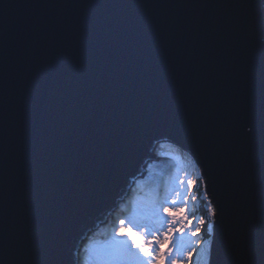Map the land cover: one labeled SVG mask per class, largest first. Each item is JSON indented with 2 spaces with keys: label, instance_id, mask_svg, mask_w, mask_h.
Listing matches in <instances>:
<instances>
[{
  "label": "water",
  "instance_id": "water-1",
  "mask_svg": "<svg viewBox=\"0 0 264 264\" xmlns=\"http://www.w3.org/2000/svg\"><path fill=\"white\" fill-rule=\"evenodd\" d=\"M183 2L189 6H171L176 0H0L10 5L0 8V41L9 40L10 47L15 41L12 52L0 47V60L11 78L26 85L0 93V120L15 116L13 143L20 150L19 157L16 150L0 155V188L12 191L0 206V224L11 227L29 215L45 226L59 245L58 264H77L84 242L125 201L145 165L156 160L155 148L166 142L189 153L201 171L207 198L217 209L212 228L217 247L218 199L227 203L225 225L239 213L240 185L228 164H238L240 184L250 186L247 207L258 225L260 145H226L216 129L241 103L259 112L264 91L259 34L234 39L224 25L234 10L218 0ZM78 3L98 7L49 6ZM58 17L69 24L51 44L49 32ZM96 17L102 24L85 22ZM121 20L132 26L126 36ZM145 20L156 25L151 41L143 35ZM185 20L198 26L200 35L193 33L178 51L176 45L165 48V36ZM213 21L209 36L206 28ZM73 33L83 36L78 44ZM16 50L22 61H13ZM220 260L214 254L208 264Z\"/></svg>",
  "mask_w": 264,
  "mask_h": 264
},
{
  "label": "snow or ice",
  "instance_id": "snow-or-ice-1",
  "mask_svg": "<svg viewBox=\"0 0 264 264\" xmlns=\"http://www.w3.org/2000/svg\"><path fill=\"white\" fill-rule=\"evenodd\" d=\"M220 6L230 8L229 15L224 19L226 30L235 39L244 36L248 40L255 39L257 33L259 34L261 46V60L262 70H264V0H258V5L253 6L251 0H218ZM55 7H78L82 9L98 7L93 3H78V4H63V5H49ZM130 4H121L119 7L127 8L132 7ZM137 7H144L145 5L139 4ZM164 7L168 4L161 5ZM171 6L187 7L183 0H176V3ZM10 5L4 3L0 8L8 9ZM91 27H96L102 24L99 17L90 18L85 21ZM124 35L132 30V26L127 20L119 21ZM144 26V38L148 41L153 40L156 34V25L150 21L145 20L142 22ZM69 24L68 18L58 17L56 22L52 25L49 32V40L51 44H56L59 37L64 35V28ZM198 26L194 25L191 21L185 20L183 23H177L176 26L168 32L165 36L164 47L172 48V45L177 47L173 49L178 51L179 46L185 39L193 38V33L198 37L200 34L196 32ZM215 21L206 28L208 35H212L215 30ZM36 29H30L25 39H31L32 32ZM83 39L79 33L72 34V42L78 44ZM10 41H0V47L12 52L15 48V41H12V47L9 46ZM13 61H22L23 57L20 55V50H16L12 56ZM176 71V69H173ZM9 79L12 83L9 84ZM262 85H264V71H262ZM26 85L22 81H16L9 76L8 66L5 60H0V93L7 90L15 92L19 88H25ZM163 93V90H161ZM35 94V90L33 91ZM16 118L13 116L11 119L5 118L0 120V155L7 156L13 150H16L17 157L20 155V150L13 143ZM217 134L222 137V143L226 145L244 144L252 146L259 143L261 148V182H260V205H259V218L257 225L256 214L249 210L247 201L249 196L250 186L245 187L240 184L239 177L243 175L240 171L238 164L231 165L232 176L236 177L235 183L240 185L236 188L237 199L235 201L236 207L239 208V213L231 224L225 225L223 218L226 216L227 203L221 202L219 199L217 204L219 206V214L222 218L221 223V239L219 247L213 239H209L205 245L203 252L208 257H213L217 254L221 257L220 264H264V91H262L259 112L248 104L241 103L232 107L228 112V120L225 125L217 126ZM228 163V161H225ZM5 176L8 174L5 173ZM232 176H229L232 179ZM209 181L215 187L216 177L211 172L208 176ZM11 182H15V173L11 177ZM191 184V181H188ZM11 188H0V206L5 204L11 196ZM179 195V192L176 193ZM80 196L90 195L89 192L78 193ZM231 199V198H230ZM173 205H179L180 202L173 200ZM211 204V202H209ZM31 209L29 207L28 212ZM71 211V209H68ZM177 212L182 211V207L176 209ZM168 212L173 215L170 210L168 201L160 202L155 209V216L159 220L158 227L150 228L148 225H138L137 227L150 236H155L156 233L165 235L163 241H157L158 245L162 247L163 243L168 242L166 234H171L175 231L174 228H169L167 225L169 221L163 218L162 213ZM211 216H217V209H211ZM19 217V213H17ZM187 219V217H185ZM123 223V222H121ZM174 223V222H173ZM203 223V221H200ZM119 231V229L117 230ZM196 228L193 232H198ZM212 233V229H209ZM130 251L127 242L124 240H114L113 248L104 253L103 256L96 259L95 264H126L124 253ZM141 252L147 256L148 252L144 248L140 249ZM156 255L151 260H144L138 253H132L137 257L138 264H159L164 260V256L160 253L159 248H155ZM186 251V245L183 240H178L173 253H170L169 264H175L177 259L183 257ZM60 248L57 243L56 237L51 235L48 229L39 224H34L30 221L29 215L19 217L15 224L7 227L0 224V264H58ZM80 264V261H77Z\"/></svg>",
  "mask_w": 264,
  "mask_h": 264
},
{
  "label": "rangeland",
  "instance_id": "rangeland-1",
  "mask_svg": "<svg viewBox=\"0 0 264 264\" xmlns=\"http://www.w3.org/2000/svg\"><path fill=\"white\" fill-rule=\"evenodd\" d=\"M168 142L161 143L155 148L156 160L152 161L149 170L141 177L136 179L134 187L127 194L125 201L120 204L115 211L108 217L106 222L98 228V232L105 231L102 235L103 240L100 242L94 240L89 243L88 239L81 247V263L82 264H95L97 258L103 256L104 253L110 251L113 248L114 240H124L130 248V251L124 253L126 264H138L137 257L132 253H138L144 260H151L156 255L155 248H159L160 253L165 257L159 264H169L170 256L173 253L178 240H183L186 245V251L182 258L177 259L175 264H208L209 257L203 252V249L210 238L205 239L204 235H201L202 225L205 221L208 224V230L213 228L214 217L211 216V209L213 205L208 203L206 193L203 195L207 200L205 206L208 210L207 219L194 216L192 211L195 204V192H193V186L197 176H201V171L195 163V160L188 153L182 155L181 152H177L171 156H164L165 150L163 149ZM168 168L166 174L168 176L162 182V178L165 172L162 169ZM162 176V178H161ZM191 181V184L188 183ZM150 185L153 187V194H155L157 201L154 206L149 205L145 200H138L135 206L129 205L132 200L131 192L138 188V190L145 191L146 187ZM205 189V187H204ZM162 191V192H161ZM179 192V195L176 193ZM157 194V195H156ZM168 201L170 210L173 211V215H169L168 212H163L164 219L169 221L167 227L174 228L175 231L171 234H166L168 238L167 243H163L162 247L158 245L157 241H163L165 235L156 233L155 236H150L144 231L140 230L138 225H148L150 228L158 227L159 220L155 216V209L157 205L162 201ZM176 200L179 205H173L171 201ZM147 203V204H146ZM127 205L126 211H122ZM182 207V211L177 212L176 209ZM130 216V217H128ZM187 217V219H185ZM203 221V223H200ZM123 222V223H121ZM174 222V223H173ZM199 228L198 232L193 234L194 230ZM119 229V231H117ZM93 234V233H91ZM90 234V235H91ZM92 240V239H91ZM144 248L149 255H145L140 249Z\"/></svg>",
  "mask_w": 264,
  "mask_h": 264
},
{
  "label": "trees",
  "instance_id": "trees-1",
  "mask_svg": "<svg viewBox=\"0 0 264 264\" xmlns=\"http://www.w3.org/2000/svg\"><path fill=\"white\" fill-rule=\"evenodd\" d=\"M165 150V152L163 153L164 156H171L173 157L172 155H174L175 153L177 154V152H181V149L179 148H176L175 146H173L172 144H166V146H164L163 148ZM182 155L184 154L183 152H181ZM168 168H164L162 169V172H165L164 173V176L162 178V182L164 181V179L168 176V173L166 174V171H167ZM195 184L193 186V192H195V206H194V209L192 211V214H194V216H198L200 218H205L207 219L208 217V210L205 206V201L208 202V200L203 196L206 192H205V184H204V181L202 180L201 176H197L196 179H195ZM145 184V183H144ZM144 184L142 183L143 187H146L145 191H140L138 190V188H135L131 194H132V197L130 198L132 201L129 202V205L134 207L135 206V203L136 201L138 200H145L144 202H147L149 205L151 206H154V204L156 203L157 201V198L155 196V194H153L154 192H152L153 190V187H151L150 185L148 186H144ZM162 192V191H161ZM157 195V194H156ZM146 203V204H147ZM209 203V202H208ZM127 205H125V207L123 209H121V212L122 211H126L127 209ZM130 217V216H128ZM105 231H96L94 232L93 234H91L88 238V242L89 243H92L94 242V240H98V241H102L104 236H99L100 234L102 235ZM104 235V234H103ZM201 235H204V238L207 239V238H210L212 235H210L209 233V230H208V224H207V221H205L202 225V230H201ZM92 239V240H91Z\"/></svg>",
  "mask_w": 264,
  "mask_h": 264
},
{
  "label": "bare ground",
  "instance_id": "bare-ground-1",
  "mask_svg": "<svg viewBox=\"0 0 264 264\" xmlns=\"http://www.w3.org/2000/svg\"><path fill=\"white\" fill-rule=\"evenodd\" d=\"M152 163V161L151 162H148L146 165H145V167H144V172L146 173L148 170H149V168H150V164ZM134 187V186H133ZM132 187V188H133ZM97 231V230H96ZM96 231H94V232H96ZM93 232V233H94Z\"/></svg>",
  "mask_w": 264,
  "mask_h": 264
},
{
  "label": "built area",
  "instance_id": "built-area-1",
  "mask_svg": "<svg viewBox=\"0 0 264 264\" xmlns=\"http://www.w3.org/2000/svg\"><path fill=\"white\" fill-rule=\"evenodd\" d=\"M80 257V256H79Z\"/></svg>",
  "mask_w": 264,
  "mask_h": 264
}]
</instances>
